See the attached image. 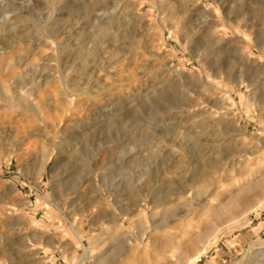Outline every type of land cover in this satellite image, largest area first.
<instances>
[{
    "label": "rangeland",
    "instance_id": "1",
    "mask_svg": "<svg viewBox=\"0 0 264 264\" xmlns=\"http://www.w3.org/2000/svg\"><path fill=\"white\" fill-rule=\"evenodd\" d=\"M263 210L264 0H0V264H264Z\"/></svg>",
    "mask_w": 264,
    "mask_h": 264
},
{
    "label": "bare ground",
    "instance_id": "2",
    "mask_svg": "<svg viewBox=\"0 0 264 264\" xmlns=\"http://www.w3.org/2000/svg\"><path fill=\"white\" fill-rule=\"evenodd\" d=\"M200 253H202V250L199 253H197L196 255H194L193 257H191L186 264H191L192 262H194V260L198 258ZM89 255H90L89 251H87V249L84 247L83 258L88 257Z\"/></svg>",
    "mask_w": 264,
    "mask_h": 264
},
{
    "label": "crops",
    "instance_id": "3",
    "mask_svg": "<svg viewBox=\"0 0 264 264\" xmlns=\"http://www.w3.org/2000/svg\"><path fill=\"white\" fill-rule=\"evenodd\" d=\"M263 211H264V210H263ZM263 216H264V214H263ZM260 221H261V220H260ZM260 221H259V223H261ZM262 222H263L262 226H264V219L262 220ZM262 226H261V227H262Z\"/></svg>",
    "mask_w": 264,
    "mask_h": 264
}]
</instances>
